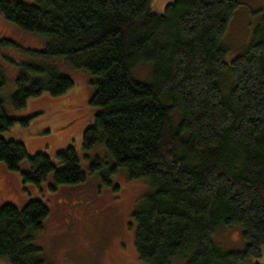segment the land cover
<instances>
[{
    "label": "trees",
    "instance_id": "obj_1",
    "mask_svg": "<svg viewBox=\"0 0 264 264\" xmlns=\"http://www.w3.org/2000/svg\"><path fill=\"white\" fill-rule=\"evenodd\" d=\"M153 1L0 0V13L22 32L46 37L44 50H28L32 57H65L97 77L90 105L98 112L83 132V149L103 144L113 172L125 168L132 181L152 187L132 215L138 260L249 262L264 247V11L250 44L229 65L221 42L238 0H173L163 14L153 12ZM140 64L152 65L146 81L135 77ZM223 84L232 85L227 95ZM16 85L12 103L20 109L44 92L65 94L74 82L32 61L20 65ZM16 121L30 119L11 118L0 99V132ZM55 158L62 168L50 155H31L24 142L0 136V161L9 170L29 161L25 185H39L50 173L52 190L86 180L74 147ZM49 213L38 200L22 209L0 206V258L47 264L35 239ZM222 226L242 227L244 250L226 251L214 241Z\"/></svg>",
    "mask_w": 264,
    "mask_h": 264
},
{
    "label": "rangeland",
    "instance_id": "obj_2",
    "mask_svg": "<svg viewBox=\"0 0 264 264\" xmlns=\"http://www.w3.org/2000/svg\"><path fill=\"white\" fill-rule=\"evenodd\" d=\"M172 1L154 0L153 12L163 14L166 5ZM238 2L221 42L227 50L229 65L250 44L253 30L264 11V0ZM0 33L17 45L0 44V82H4L0 99L11 118L30 119L27 125L16 121L9 130L0 132V136L24 142L31 155H50L58 168L63 166L55 158L56 154L72 146L86 174V180L80 184L59 185L52 190L53 173L39 185H25L22 173L30 170L27 159L20 163L18 170H9L0 161V206L13 204L22 209L34 200L46 204L50 213L43 231L36 236L35 244L42 249L47 264H144L138 260L134 247L136 223L132 215L143 197L152 191L150 183L145 179L132 181L125 168L113 172L114 161L103 144L88 151L83 149V132L93 123L98 112L90 105L97 77L73 67L65 57L50 62L32 57L28 50L45 49L47 39L44 36L22 32L6 22L0 23ZM32 61L54 67L60 74L71 78L74 87L59 96L44 92L31 97L25 107L17 109L12 97L17 89L20 65ZM151 71L152 65L140 64L135 77L146 81L151 77ZM227 72L232 75L230 69ZM231 86L223 84L224 95L229 93ZM173 118L177 124L178 115ZM96 161L100 166L92 171L91 166ZM214 241L226 251L244 250L247 243L240 226H222L216 231ZM0 264H10V261L0 258ZM174 264H186V260L182 258ZM243 264H264V247L259 257Z\"/></svg>",
    "mask_w": 264,
    "mask_h": 264
},
{
    "label": "flooded vegetation",
    "instance_id": "obj_3",
    "mask_svg": "<svg viewBox=\"0 0 264 264\" xmlns=\"http://www.w3.org/2000/svg\"><path fill=\"white\" fill-rule=\"evenodd\" d=\"M9 1H18V0H9ZM3 22H6L3 18V16L1 15L0 13V23H3ZM8 23V22H6ZM6 41H11L10 39H8L7 37L3 36L1 33H0V44H5Z\"/></svg>",
    "mask_w": 264,
    "mask_h": 264
}]
</instances>
